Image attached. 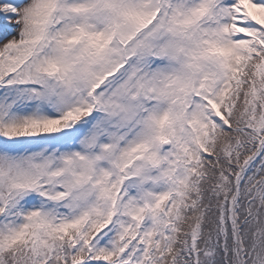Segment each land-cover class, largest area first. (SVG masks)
I'll list each match as a JSON object with an SVG mask.
<instances>
[{
	"label": "snow or ice",
	"instance_id": "obj_1",
	"mask_svg": "<svg viewBox=\"0 0 264 264\" xmlns=\"http://www.w3.org/2000/svg\"><path fill=\"white\" fill-rule=\"evenodd\" d=\"M0 264H264V0H0Z\"/></svg>",
	"mask_w": 264,
	"mask_h": 264
}]
</instances>
